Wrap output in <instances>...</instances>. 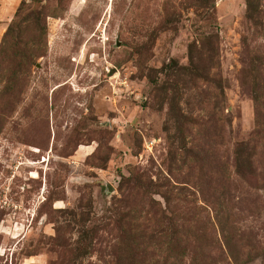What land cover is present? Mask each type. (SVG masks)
<instances>
[{
  "label": "rangeland",
  "instance_id": "obj_1",
  "mask_svg": "<svg viewBox=\"0 0 264 264\" xmlns=\"http://www.w3.org/2000/svg\"><path fill=\"white\" fill-rule=\"evenodd\" d=\"M0 264H264V0H0Z\"/></svg>",
  "mask_w": 264,
  "mask_h": 264
},
{
  "label": "bare ground",
  "instance_id": "obj_2",
  "mask_svg": "<svg viewBox=\"0 0 264 264\" xmlns=\"http://www.w3.org/2000/svg\"><path fill=\"white\" fill-rule=\"evenodd\" d=\"M111 1V0H110Z\"/></svg>",
  "mask_w": 264,
  "mask_h": 264
}]
</instances>
